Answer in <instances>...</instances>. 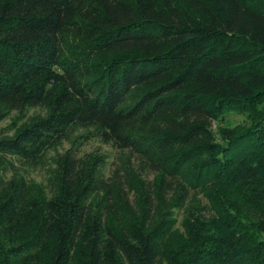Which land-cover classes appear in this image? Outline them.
<instances>
[{
    "label": "trees",
    "instance_id": "trees-1",
    "mask_svg": "<svg viewBox=\"0 0 264 264\" xmlns=\"http://www.w3.org/2000/svg\"><path fill=\"white\" fill-rule=\"evenodd\" d=\"M38 104L0 160L80 126L122 156L69 142L49 196L0 176V258L264 264V0H0V117Z\"/></svg>",
    "mask_w": 264,
    "mask_h": 264
},
{
    "label": "rangeland",
    "instance_id": "rangeland-1",
    "mask_svg": "<svg viewBox=\"0 0 264 264\" xmlns=\"http://www.w3.org/2000/svg\"><path fill=\"white\" fill-rule=\"evenodd\" d=\"M45 109L43 106L38 104V106H26L21 111L14 109L6 110L4 116L0 117V133L9 135L12 129L17 128L25 121L32 117L38 116L39 114H44ZM222 122H212L210 123L211 130H214L216 123L219 125L230 127L231 125H243L247 119L244 113H235L229 111L223 115ZM65 137L53 143V145L42 148L40 156H38L34 161H24L22 159L16 158V156H6L0 161V176L3 179H9L14 177H21L25 180L33 182L34 185L38 186L45 192V195L49 196L50 191V180L52 169H54V157L60 154L64 148L67 147L68 143H73L77 149V156L89 153H98L102 155L104 165L101 167L103 175L109 174V170L114 167L118 157H121V151L111 146L110 143H103L100 141L99 137L93 132L91 127H74L69 129ZM124 158V157H123ZM151 174L147 175L146 178H150ZM175 222L174 229L177 232H183V226H181L180 220L184 217V213L181 209L174 211ZM0 264H11L5 259L0 258Z\"/></svg>",
    "mask_w": 264,
    "mask_h": 264
}]
</instances>
